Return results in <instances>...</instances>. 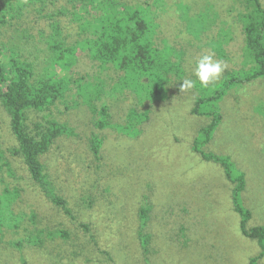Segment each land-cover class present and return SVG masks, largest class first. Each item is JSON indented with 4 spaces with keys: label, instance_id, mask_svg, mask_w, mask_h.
Segmentation results:
<instances>
[{
    "label": "rangeland",
    "instance_id": "rangeland-1",
    "mask_svg": "<svg viewBox=\"0 0 264 264\" xmlns=\"http://www.w3.org/2000/svg\"><path fill=\"white\" fill-rule=\"evenodd\" d=\"M163 2L155 9L158 27L154 42L159 48L167 43L180 51L183 72L167 83L166 101L144 102L141 111L147 110L149 118L138 136L126 138L110 129L96 130L83 107L64 110V105L58 104L51 110L50 116L67 123L74 135L59 138L42 161L75 220L27 182L20 158L9 152L17 142L0 106V149L17 180L6 174L1 179L3 185L20 189L11 214L6 216L11 225L19 227L0 226V264H144L137 237V213L143 205L148 207L145 232L151 236V264H248L259 253L256 242L239 231V218L231 205V185L222 170L191 150L198 128L207 122L190 114L203 86L197 81L193 89L180 90L185 78L196 80V64L203 55L212 54L214 60L221 61L224 72L240 66L243 35L237 17L243 9L241 0ZM261 3L264 7V0ZM43 22L26 16L23 27L36 35L37 30L47 29ZM75 32L71 25L64 29V34L74 36ZM25 55L36 63L44 57L33 47ZM58 74L63 78L67 103L76 92L71 79L106 83L104 103L114 122H120L139 102L136 94L127 90L112 93L115 73L100 69L84 53L77 56L70 71ZM220 104L223 119L206 149L231 156L245 173L246 189L241 199L252 213L248 227L263 225L264 80L231 90ZM39 121L41 114L28 113L31 130ZM91 134L103 140L99 160L88 147ZM84 199L91 206H85ZM31 213L37 217L38 228L67 230L70 239H50L41 248L27 243L16 247V242L23 241L24 229L32 227L28 219ZM79 223L90 226L96 245ZM104 252L112 254V262ZM260 262L264 263V258Z\"/></svg>",
    "mask_w": 264,
    "mask_h": 264
},
{
    "label": "trees",
    "instance_id": "trees-1",
    "mask_svg": "<svg viewBox=\"0 0 264 264\" xmlns=\"http://www.w3.org/2000/svg\"><path fill=\"white\" fill-rule=\"evenodd\" d=\"M163 1L0 0V106L9 118L10 131L17 142V147L9 152L13 157L20 158L27 182L39 189L71 220L76 217L69 209L67 200L55 191L42 158L59 138L71 137L74 131L67 123L51 117V110L58 104H63L64 110L83 107L91 115L96 130L110 129L126 138L138 136L141 125L149 118L147 110L141 111L144 102L166 101L167 83L171 82L172 77L177 79L183 72L178 60L180 51L167 43L159 48L154 42L158 27L155 9H160ZM241 3L243 9L237 17L243 35L240 66L225 71L218 81L207 87L199 88L190 114L204 118L207 122L198 128L191 150L202 161L213 163L222 170L231 185V205L239 218V231L245 238L254 240L259 248V253L251 257L248 264H264L260 262L264 258V224L248 227L252 213L241 199L246 189L245 173L237 168L231 156L206 149L222 122L220 103L229 92L264 80V7L261 0H241ZM180 6L177 8L183 11ZM26 16H32L35 22L44 21L47 29L37 30L36 35L31 34L28 28L23 27ZM64 24L76 30L74 36L64 34ZM29 47L44 54L41 63L27 58L25 53ZM81 53L97 63L100 69L115 73L114 79H111L112 93L127 90L136 94L139 102L126 111L120 122H114L104 103L107 85L103 81H85L82 77L71 79L76 92L67 103L62 89L63 78L58 72L70 71ZM221 56L225 58L224 53ZM30 112L41 114V121L34 123L32 130L28 126ZM102 143V138L97 134H91L88 139V147L95 160H99ZM4 174L15 179L10 162L0 149V185L4 184L1 179ZM1 189L0 226L7 224L17 228L18 224L11 225L6 216L11 214V207L19 198L20 189L16 186L10 188V185H3ZM83 203L87 207L91 206L87 199ZM137 217L141 256L144 264H151V236L145 232L148 207L141 206ZM28 219L32 227L24 229L23 241L15 243L18 248L23 243L41 248L50 239H70L67 230L38 228L34 213ZM79 227L90 234L96 245L90 226L79 223ZM104 253L112 262V254Z\"/></svg>",
    "mask_w": 264,
    "mask_h": 264
},
{
    "label": "clouds",
    "instance_id": "clouds-1",
    "mask_svg": "<svg viewBox=\"0 0 264 264\" xmlns=\"http://www.w3.org/2000/svg\"><path fill=\"white\" fill-rule=\"evenodd\" d=\"M225 66L219 60H214L212 54L203 55L196 64L194 76L196 80L185 78L180 84V90L193 89L198 81L202 86L207 87L210 83L218 80L224 72Z\"/></svg>",
    "mask_w": 264,
    "mask_h": 264
}]
</instances>
